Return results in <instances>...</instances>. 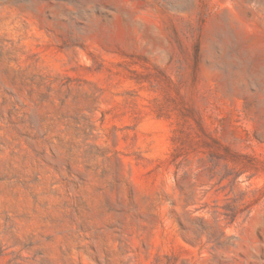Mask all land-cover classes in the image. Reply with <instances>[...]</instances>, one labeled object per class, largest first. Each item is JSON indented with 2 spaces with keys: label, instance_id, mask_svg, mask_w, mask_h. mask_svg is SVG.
<instances>
[{
  "label": "rangeland",
  "instance_id": "374dc122",
  "mask_svg": "<svg viewBox=\"0 0 264 264\" xmlns=\"http://www.w3.org/2000/svg\"><path fill=\"white\" fill-rule=\"evenodd\" d=\"M0 264H264V0H0Z\"/></svg>",
  "mask_w": 264,
  "mask_h": 264
}]
</instances>
